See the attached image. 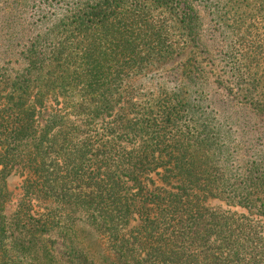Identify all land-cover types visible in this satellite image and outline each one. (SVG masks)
<instances>
[{
	"label": "trees",
	"instance_id": "1",
	"mask_svg": "<svg viewBox=\"0 0 264 264\" xmlns=\"http://www.w3.org/2000/svg\"><path fill=\"white\" fill-rule=\"evenodd\" d=\"M251 1L261 26L228 80L212 89L184 64L142 105L123 87L181 53L172 30L196 43L192 3L0 0V264H264V0Z\"/></svg>",
	"mask_w": 264,
	"mask_h": 264
},
{
	"label": "rangeland",
	"instance_id": "2",
	"mask_svg": "<svg viewBox=\"0 0 264 264\" xmlns=\"http://www.w3.org/2000/svg\"><path fill=\"white\" fill-rule=\"evenodd\" d=\"M33 1V0H31ZM196 6L199 12L198 40L194 44H186L185 37L178 35V31H171L174 41H179L178 45L181 53L166 62L164 65L149 67L144 73L129 80L123 89L131 101L145 105L157 94V89L164 84L173 90L180 85V68L184 64L194 63L201 73L207 76L208 86L214 89L217 81L229 79L231 62L239 55L250 54L252 47L249 44L248 31L252 23L256 28H260L253 16L255 2L251 0H187ZM30 16V15H29ZM29 22H32L30 18ZM40 32L44 31L39 29ZM260 43H264V37L258 31ZM225 34V37H223ZM227 34V35H226ZM248 34V35H247ZM227 36V37H226ZM239 65V63H237ZM217 80V81H216ZM216 90V89H215ZM213 90V91H215ZM212 92V91H211ZM219 96H222L219 93ZM9 190L12 192V199L5 208V215L10 217L19 198V186L21 178L11 176L8 181ZM211 207H220L223 210L236 212L237 214H247V212L235 206H228L224 203L210 201ZM256 218V217H254Z\"/></svg>",
	"mask_w": 264,
	"mask_h": 264
}]
</instances>
